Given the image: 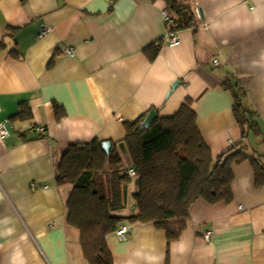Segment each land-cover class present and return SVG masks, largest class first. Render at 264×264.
Returning a JSON list of instances; mask_svg holds the SVG:
<instances>
[{"label": "crops", "instance_id": "0c3cea01", "mask_svg": "<svg viewBox=\"0 0 264 264\" xmlns=\"http://www.w3.org/2000/svg\"><path fill=\"white\" fill-rule=\"evenodd\" d=\"M193 2L199 26L179 31L171 45L164 0H0V123L11 126L0 137V264H89L79 229L68 223L73 186L56 182L62 157L74 142L122 141L125 122L151 110L172 115L192 98L218 157L243 140L223 85L232 79L262 130L248 150L264 156V0ZM44 26L52 30L41 36ZM22 104L33 116L14 120ZM122 159L130 169L125 149ZM233 172L234 199H198L169 251L166 231L153 222H125V240L108 234L114 264H264V186L250 161ZM131 178L118 212L125 216L137 211Z\"/></svg>", "mask_w": 264, "mask_h": 264}, {"label": "trees", "instance_id": "16d2710c", "mask_svg": "<svg viewBox=\"0 0 264 264\" xmlns=\"http://www.w3.org/2000/svg\"><path fill=\"white\" fill-rule=\"evenodd\" d=\"M155 1V0H154ZM170 18L167 27L179 32L199 26L193 0H164ZM159 48L151 52L155 58ZM12 55L18 57V51ZM224 87L233 95V110L243 130L241 143L214 157L197 124L193 99L187 98L172 115L160 116L145 126L143 114L126 121V136L120 142L95 138L90 142H74L67 147L58 168L59 186L71 184L67 202L68 223L79 229L84 257L89 264H114L107 242L108 234L125 222H153L166 231L168 251L172 241L186 229L191 206L204 199L210 204L234 199L233 164L250 161L255 170L256 185L264 186L262 158L248 151L251 136L260 137L262 130L257 111L246 106L247 93L239 82L225 80ZM58 120L64 109L55 103ZM13 116L32 118L26 105ZM110 143V147L107 144ZM122 149L130 154L136 171L137 188L133 193L136 213L121 215L126 208L130 169L123 167Z\"/></svg>", "mask_w": 264, "mask_h": 264}, {"label": "built area", "instance_id": "2783aa9c", "mask_svg": "<svg viewBox=\"0 0 264 264\" xmlns=\"http://www.w3.org/2000/svg\"><path fill=\"white\" fill-rule=\"evenodd\" d=\"M164 17L166 19V21L169 23L170 21V18L167 14V11L165 10L164 11ZM52 30L51 27L49 26H44L42 29H41V33L40 35L41 36H44L46 34H48L50 31ZM167 37L169 39V42L171 45H177L179 43V35H178V32L176 31H171L168 29V32H167ZM67 53L70 55V56H74L75 55V52L72 48H67ZM216 63H218L217 60H215ZM11 132V126L9 124L8 121H3L0 123V137L1 138H5L7 137ZM129 173L131 176H136V171L134 169H130L129 170ZM130 224L129 223H124L122 224L121 226H119V228L116 230V234L118 235V237L120 239H127L128 237V234L130 232ZM212 232H208L205 237L207 240H209L210 236H211Z\"/></svg>", "mask_w": 264, "mask_h": 264}, {"label": "water", "instance_id": "95a60500", "mask_svg": "<svg viewBox=\"0 0 264 264\" xmlns=\"http://www.w3.org/2000/svg\"><path fill=\"white\" fill-rule=\"evenodd\" d=\"M157 117H158V112H157L156 110H151V111L146 115V117L144 118V120H143V124H144L145 126H149V125H151V124L154 122V120H155ZM107 144H108L109 147H110V143L107 142Z\"/></svg>", "mask_w": 264, "mask_h": 264}, {"label": "rangeland", "instance_id": "374dc122", "mask_svg": "<svg viewBox=\"0 0 264 264\" xmlns=\"http://www.w3.org/2000/svg\"><path fill=\"white\" fill-rule=\"evenodd\" d=\"M248 151H250V149Z\"/></svg>", "mask_w": 264, "mask_h": 264}]
</instances>
